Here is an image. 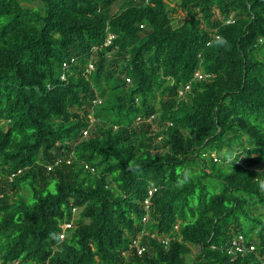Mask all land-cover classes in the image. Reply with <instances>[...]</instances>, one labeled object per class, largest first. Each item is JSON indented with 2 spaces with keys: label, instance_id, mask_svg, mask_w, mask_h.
I'll use <instances>...</instances> for the list:
<instances>
[{
  "label": "trees",
  "instance_id": "1",
  "mask_svg": "<svg viewBox=\"0 0 264 264\" xmlns=\"http://www.w3.org/2000/svg\"><path fill=\"white\" fill-rule=\"evenodd\" d=\"M0 175V264H261L264 0H0Z\"/></svg>",
  "mask_w": 264,
  "mask_h": 264
},
{
  "label": "built area",
  "instance_id": "2",
  "mask_svg": "<svg viewBox=\"0 0 264 264\" xmlns=\"http://www.w3.org/2000/svg\"><path fill=\"white\" fill-rule=\"evenodd\" d=\"M135 1H137V0H135ZM147 1H148V0H145V2H147ZM170 1H171V0H170ZM229 21H231V20H227V22H229ZM112 36H113V35L110 34L109 37H112ZM216 37H217V36H216ZM109 40H110V38L106 39L105 44H107V43L109 42ZM63 64H64V63H63ZM91 68H92V65L89 64L87 70H89V69H91ZM195 77L198 78V79H202V78H203L202 74H200L199 72H196V73H195ZM62 78H64V75H62ZM188 89H189V84L184 85L182 88H180V89L178 90V96H181V97L184 96L185 92H186ZM97 102H100V99H98ZM86 133H87V130H84V131H83V134L86 135ZM210 155L213 157L214 160L217 159L215 153H211ZM85 167L88 168V165H85ZM91 169H92V168H91ZM92 170H93V169H92ZM155 190H156V189H155L154 187H149V188H148L147 196L145 197V199H144V201H143V204H144V206H145L146 209L148 208V206H149V204H150V197H151L152 193H153ZM145 217H146V216L143 217V220L145 219ZM61 227H62V232L60 233L59 238H60V239H63L64 236H65V230H66V229H69V228L71 227V224H70V223H64V224H62ZM136 244H137L136 241H133V245L136 246L137 252L140 253V252L143 250V247H139V246H137ZM231 246L234 248L235 251H237V252H239V253H244V252H246V251L252 252V251L255 250V245H254L253 243H250L248 246H245V245L242 243V236H241V235L237 236V238L234 239V240L232 241ZM229 251H232V250L230 249ZM259 259H260L261 264H264V254H262V255L259 257Z\"/></svg>",
  "mask_w": 264,
  "mask_h": 264
},
{
  "label": "clouds",
  "instance_id": "3",
  "mask_svg": "<svg viewBox=\"0 0 264 264\" xmlns=\"http://www.w3.org/2000/svg\"><path fill=\"white\" fill-rule=\"evenodd\" d=\"M216 43L219 45V46H226L227 45V40L224 38V37H217L216 38ZM261 187H264V184L261 185ZM263 254V253H262ZM261 253L259 254V257L262 255Z\"/></svg>",
  "mask_w": 264,
  "mask_h": 264
},
{
  "label": "rangeland",
  "instance_id": "4",
  "mask_svg": "<svg viewBox=\"0 0 264 264\" xmlns=\"http://www.w3.org/2000/svg\"><path fill=\"white\" fill-rule=\"evenodd\" d=\"M119 4L120 3H117L115 5L112 6V10H116L118 7H119ZM183 13L181 11L178 12L177 14V19H182L183 18ZM94 56V55H93ZM95 59V57H93ZM158 127L156 125H153V130H156ZM0 178H1V175H0Z\"/></svg>",
  "mask_w": 264,
  "mask_h": 264
}]
</instances>
